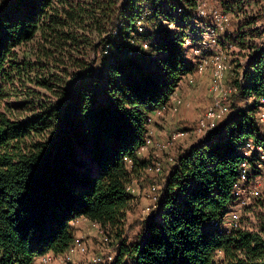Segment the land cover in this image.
<instances>
[{"label":"trees","instance_id":"obj_1","mask_svg":"<svg viewBox=\"0 0 264 264\" xmlns=\"http://www.w3.org/2000/svg\"><path fill=\"white\" fill-rule=\"evenodd\" d=\"M167 4L0 0V264L64 256L80 217L118 240L111 264H264V197L244 209L253 229L225 235L210 225L234 203L245 159L237 149L264 144L256 115L264 108V47L232 95L243 106L210 131L208 144L175 157L158 199L161 220H145L130 244L122 238L128 187L149 162L138 153L150 113L194 71L179 40L155 29L169 18ZM142 40L149 48L137 55Z\"/></svg>","mask_w":264,"mask_h":264},{"label":"built area","instance_id":"obj_2","mask_svg":"<svg viewBox=\"0 0 264 264\" xmlns=\"http://www.w3.org/2000/svg\"><path fill=\"white\" fill-rule=\"evenodd\" d=\"M167 1L169 4L165 6L169 18H161L155 29H165L172 37L179 40L181 53L194 63L195 74L202 73L207 67L211 71V91L215 94V98L196 120L195 127L197 132L206 133L219 127L220 123L226 121L237 111V109H231L229 100L239 91L243 83L238 79L237 83L225 85V75L229 70L225 49L232 43L242 45L246 61L249 63L255 50L264 47V5L262 0H224L228 8L223 9L221 0H191L193 2L191 6L188 5V0ZM249 21L251 23H248ZM145 25L142 19H138L136 21L137 31L142 32ZM115 33L116 29L113 31V34ZM226 35L228 36L226 40L229 41L227 43L223 38ZM148 48L149 42L142 40L135 53L140 55ZM249 69L253 70L252 67ZM171 99H174V93L168 102ZM167 103L160 107L164 108ZM260 103L264 104V99H261ZM262 120L263 116H260L259 121ZM183 135V131L173 132L168 144L174 143ZM147 142L148 139L145 145ZM237 152L245 159L239 165L238 178L232 188L234 203L220 220L210 222L212 227L219 229L225 235L237 229H249L241 223L242 216L244 209L250 205L254 197L258 196V189L256 185L248 187L246 184L249 183L250 171L260 170L264 166V144L254 143L251 140L245 141ZM169 163H174V160L170 158ZM154 170L159 172L162 166L156 165ZM128 188L131 190V186ZM94 224L99 227L98 224ZM77 246L80 250L84 248L80 244ZM74 249V245L69 248L64 255L65 261L71 260ZM53 257L54 255L49 252L44 253L37 256L31 264H49ZM112 260L111 254L93 259L95 264H108Z\"/></svg>","mask_w":264,"mask_h":264},{"label":"rangeland","instance_id":"obj_3","mask_svg":"<svg viewBox=\"0 0 264 264\" xmlns=\"http://www.w3.org/2000/svg\"><path fill=\"white\" fill-rule=\"evenodd\" d=\"M262 3L264 5V0H262ZM221 7L223 9L228 8L224 0H221ZM223 38L225 43L229 42L226 40L227 35ZM230 45L225 49L226 61L229 66L224 79L225 85L238 82V79L243 83L246 71H250L245 52H243V46L236 43ZM187 60L190 61L188 58ZM191 90L197 91V94L191 99L192 103L186 101L189 95L188 92ZM214 98L215 94L211 91V71L207 67L202 73L195 74L193 71L185 75L174 90V99H171L164 108L160 107L150 113L147 133L148 142L138 153L140 158L147 159L149 162L145 171L134 179L131 190H129L133 195V200L126 210L124 218L122 238H125L126 244H130L140 236L145 220L149 218L156 221L161 220V214L157 211V208L158 199L163 191L164 178L167 174V171L163 168H170V158L174 160L191 143L199 142L202 135L209 137L210 131L199 133L195 130V127L196 120L202 115L205 108L212 104ZM8 102L15 103L16 99L10 96ZM243 104L244 100L240 95L235 99L232 96L230 97L229 105L231 109H238ZM173 108H176V110H173ZM256 115L257 117L263 116V120L260 122L264 134V108L260 107ZM219 126L221 127L222 123ZM175 131H183L184 135L174 143L168 144L170 135ZM156 165L162 166V170L155 171ZM250 173L253 174L254 171H250ZM259 173V175L256 174L257 176L253 175L246 185L248 187L256 185L258 196L264 197V171H259ZM251 222H255L252 214L249 212L243 214L241 221L243 226H247L251 230L253 229ZM71 226L75 237L73 243L75 249L73 255L71 254V260L65 261L62 255L59 257L54 256L50 264H95L93 261L95 257H105L117 253L118 240L112 234L96 227L89 220L80 217L74 220ZM77 244L82 245L83 250H80ZM126 264H129V262Z\"/></svg>","mask_w":264,"mask_h":264},{"label":"crops","instance_id":"obj_4","mask_svg":"<svg viewBox=\"0 0 264 264\" xmlns=\"http://www.w3.org/2000/svg\"><path fill=\"white\" fill-rule=\"evenodd\" d=\"M234 58V57H233ZM238 58V57H237ZM188 96H187V99H186V101L188 100V101H190V103H192L191 102V99L193 98V96L195 95V94H197V91L195 90H191L190 92H188ZM178 104H179V102H178ZM209 140H210V138L209 137H205L204 135H202V138L200 139V141L198 142H196V143H191L189 146H187L186 148H188V147H190V146H193V145H198V144H202V145H205V144H208L209 143ZM185 148V149H186ZM171 165H170V167L172 166V164L173 163H170ZM165 171H168L169 170V168L168 169H166V167H164L163 168ZM256 171H264V168H261L260 170H256ZM95 225V224H94ZM73 255V254H72ZM112 256H113V260H114V257H115V253L114 254H111ZM60 256V255H59ZM59 256H57V257H59ZM54 259V258H53ZM113 260L110 262V263H108V264H111L112 262H113ZM51 263V262H50ZM49 263V264H50Z\"/></svg>","mask_w":264,"mask_h":264}]
</instances>
